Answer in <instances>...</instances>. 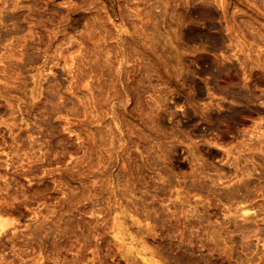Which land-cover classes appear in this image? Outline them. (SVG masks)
I'll list each match as a JSON object with an SVG mask.
<instances>
[{"label": "rangeland", "instance_id": "1", "mask_svg": "<svg viewBox=\"0 0 264 264\" xmlns=\"http://www.w3.org/2000/svg\"><path fill=\"white\" fill-rule=\"evenodd\" d=\"M4 213L0 264H264V0H0Z\"/></svg>", "mask_w": 264, "mask_h": 264}, {"label": "bare ground", "instance_id": "2", "mask_svg": "<svg viewBox=\"0 0 264 264\" xmlns=\"http://www.w3.org/2000/svg\"><path fill=\"white\" fill-rule=\"evenodd\" d=\"M202 31H204V30H202ZM198 33V32H197ZM196 33V34H197ZM200 33V32H199ZM204 33H206V31L204 32ZM195 34V35H196ZM201 34H203L202 32H201ZM200 34V35H201ZM198 35V34H197ZM208 35V34H207ZM202 36H205V34H203ZM208 36H212V35H208ZM192 38H194V36L192 37ZM213 38V36L211 37V39ZM258 55H260V54H258ZM260 58H259V56H258V61H260L259 60ZM66 60V59H65ZM207 72V71H206ZM204 73V72H203ZM216 79V78H215ZM217 81L215 80V83H216ZM217 85V84H216ZM218 86V85H217ZM219 88H221L222 89V87H219ZM216 89H218V87L216 88ZM220 89V90H221ZM219 90V91H220ZM226 92H227V89H224ZM223 90V91H224ZM228 90H230V91H228V93H226L227 94V96H229L230 98H231V100H232V98L233 99H235V101L234 102H236L237 104H238V106L237 107H234V109L233 108H231V109H233L232 110V113L230 114V115H227L228 113H226V115L225 116H223L224 117V119L225 120H232L233 119V117H235L237 114L239 115L241 112H243V110L244 109H249V108H247V105H248V107H250V105H249V100H251V103H252V98H250V97H248L247 96V94H244V93H242V92H236V90L235 91H233L234 89H228ZM232 90V91H231ZM222 91V90H221ZM222 91V92H223ZM239 91V90H238ZM221 92V93H222ZM244 92V91H243ZM220 93V92H219ZM224 94V93H223ZM225 96V95H224ZM223 96V98H225ZM226 96V97H227ZM222 97V96H221ZM233 101V100H232ZM244 111H246V110H244ZM230 113V112H229ZM220 117V116H219ZM219 117H217V119L216 120H218L219 119V122H220V120L221 121H223L222 119H223V117L221 116V118L222 119H220ZM237 117V116H236ZM224 120V121H225ZM235 120V119H234ZM228 121V122H229ZM216 122H218V121H216ZM231 122V121H230ZM229 122V124L227 123V122H225L226 124H228V125H230L231 123ZM234 122V121H233ZM222 123V122H221ZM212 130V129H211ZM242 207V206H241ZM241 207H237V208H241ZM249 207H245V208H242L241 209V213L244 215V217L246 216L245 214H247L248 213V210H250V209H248ZM239 210V209H238ZM240 211V210H239ZM241 213H240V215H241ZM3 215H4V217H3ZM3 215H1L0 214V233H4L5 231V228L9 225V224H11V222L9 221V219L11 220V218H9L8 220L6 219V217H8V216H5V213L3 214ZM242 215V216H243ZM247 215H249V214H247ZM139 223V222H138ZM14 227V226H13ZM142 245V244H141ZM141 247V246H140ZM143 247V246H142ZM130 249V248H129ZM192 250V249H191ZM126 251H128V249L126 250ZM131 251V250H130ZM180 252H182V251H180ZM185 252V251H184ZM184 252H182V253H184ZM187 252H189L188 250H187ZM128 253V252H127ZM192 252H189V253H187L188 255H191L192 256V254H191ZM130 255H131V253H129ZM186 254V253H185ZM185 254H179L180 256L178 257V258H176L177 260H178V262L179 263H182V264H184V262H185V264L188 262H190V259H194V258H188L187 256L188 255H185ZM177 256V255H176ZM142 258H144V256H142ZM145 259H146V256H145ZM148 260V259H147ZM146 260V261H147ZM155 260V259H154ZM176 261V260H175ZM194 261V260H193ZM197 261V260H196ZM147 262H149V264H153V262H155V261H151V260H148ZM39 263V262H38ZM191 263V262H190ZM198 263H201V264H203V262H201V261H198ZM198 263H196V262H193L192 264H198ZM209 263V262H208ZM207 262H206V264H208ZM211 263V262H210ZM214 263V262H213ZM213 263H211V264H213ZM218 264H221V263H218Z\"/></svg>", "mask_w": 264, "mask_h": 264}]
</instances>
